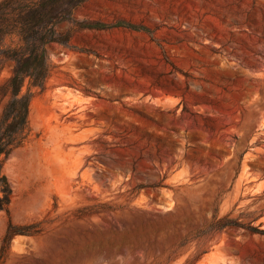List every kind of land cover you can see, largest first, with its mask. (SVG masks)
I'll use <instances>...</instances> for the list:
<instances>
[{
	"label": "rangeland",
	"instance_id": "rangeland-1",
	"mask_svg": "<svg viewBox=\"0 0 264 264\" xmlns=\"http://www.w3.org/2000/svg\"><path fill=\"white\" fill-rule=\"evenodd\" d=\"M78 19L96 28L50 47L4 165L0 264H264V0H88Z\"/></svg>",
	"mask_w": 264,
	"mask_h": 264
},
{
	"label": "trees",
	"instance_id": "trees-1",
	"mask_svg": "<svg viewBox=\"0 0 264 264\" xmlns=\"http://www.w3.org/2000/svg\"><path fill=\"white\" fill-rule=\"evenodd\" d=\"M88 0H0V210L10 212L12 185L4 174L6 161L28 141L29 114L34 97L43 93L51 76L49 49L52 45L70 47L76 33L94 29L78 12ZM216 217L214 216V219ZM212 222L210 230L229 227ZM28 233L10 224L7 238ZM264 233V231L262 232Z\"/></svg>",
	"mask_w": 264,
	"mask_h": 264
}]
</instances>
